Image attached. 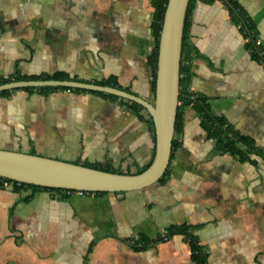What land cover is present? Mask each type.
Instances as JSON below:
<instances>
[{
    "label": "crops",
    "instance_id": "1",
    "mask_svg": "<svg viewBox=\"0 0 264 264\" xmlns=\"http://www.w3.org/2000/svg\"><path fill=\"white\" fill-rule=\"evenodd\" d=\"M235 1L264 51V0ZM191 6L188 88L257 153L240 160L219 152L196 111L178 103L182 126L167 170L148 188L65 197L5 184L0 264H192L179 235L143 250L131 246L182 225L196 227L207 264H264V67L250 58L221 1ZM152 16L150 0H0V78L108 81L152 102ZM7 92L0 95V149L122 174L151 160L149 118L121 98L69 88Z\"/></svg>",
    "mask_w": 264,
    "mask_h": 264
},
{
    "label": "water",
    "instance_id": "2",
    "mask_svg": "<svg viewBox=\"0 0 264 264\" xmlns=\"http://www.w3.org/2000/svg\"><path fill=\"white\" fill-rule=\"evenodd\" d=\"M189 2L167 0L158 37L152 102L110 86L66 80H21L0 85V93L28 88H69L104 93L139 105L150 117L154 137L153 157L144 170L135 174H122L0 149V179L46 189L86 193H128L141 191L157 183L167 170L172 151Z\"/></svg>",
    "mask_w": 264,
    "mask_h": 264
},
{
    "label": "trees",
    "instance_id": "3",
    "mask_svg": "<svg viewBox=\"0 0 264 264\" xmlns=\"http://www.w3.org/2000/svg\"><path fill=\"white\" fill-rule=\"evenodd\" d=\"M150 1H151V6L153 8L151 28L153 30V35H154V46L148 56V64L150 65L151 71H152L151 87L154 93V76H155V65H156L157 48H158V37H159V32H160L161 23H162L163 14H164L167 0H150ZM195 1L196 0H190L188 10H187V16L185 20L184 38H183V44H182L180 73H179L178 103L183 104V105H189L196 111L200 119L201 127L207 134V138L214 139L216 141V149L219 152L223 154H229L232 156H238L240 160L248 159L247 157L248 153H257L252 141L246 139L245 137L235 132L222 118H218L214 116L207 100L204 97L198 96L195 93L191 92L188 88V80L190 78L191 68H192L191 67L192 58L186 48L185 35H186L187 28H188L187 18L192 10L191 5ZM198 1H201L207 4H211L215 1H221L225 5L226 10L233 24L235 26L241 25V29L239 30L241 36L242 37L250 36L253 41L255 38H257L252 20L247 16V14L243 11L242 7L235 0H198ZM245 48L248 51L250 58L264 67V56L261 55L262 49L260 47L254 46L252 42L245 43ZM48 79L61 81V80H65L66 76L63 74H55L53 76H43V77L41 76H38V77L37 76L36 77L17 76L14 78V81L48 80ZM9 81H10L9 79L0 78V85L4 83H8ZM98 85L114 86L113 83H110L108 81L99 82ZM50 89L52 88H40V90H50ZM7 93H8L7 91H4V92H1L0 95L7 94ZM98 94L103 97H111V98L117 99L115 96H112V95H107L104 93H98ZM125 103L132 110L144 111L145 114L148 116L146 111L139 105L132 103V102H126V101ZM148 118H149L148 121H149L150 129L153 134L152 123H151L149 116ZM181 126H182V118H181V114L179 113V106H178L177 113H176L174 134H176L181 129ZM153 141H154V137H153ZM173 147H174V138L172 141V148ZM242 147H244V149ZM152 157H153V153L151 156V160H152ZM262 157L264 158V155H262ZM150 162L145 166V168L150 164ZM80 165L94 168V169H101L98 165H94V164H80ZM145 168L139 170L138 172H141ZM163 178L164 177H162L159 181H161ZM5 184H11L13 187V190L16 192L20 191L21 189H29L32 192H35L38 190H45V191H49L52 193H63L65 197H68L64 193L65 190L40 188V187H36L33 185L18 184L15 182H11L9 180L0 179V189H2ZM85 194L86 195H93V194L96 195V194H104V193H85ZM26 199L27 198H25L24 200ZM195 228L196 227L194 226L182 225V226L170 227L167 229V231H168L169 237L173 235H179L187 243L190 249L189 258L192 264H207L206 254L204 253L202 247L199 245L197 238L193 234V230ZM158 242H161L160 235L153 241H147V240L145 241V239L142 236H140L135 241L132 242L131 246L135 250H143L147 248L149 245H152ZM93 245L94 243L90 244L87 250V253L91 251V248Z\"/></svg>",
    "mask_w": 264,
    "mask_h": 264
},
{
    "label": "built area",
    "instance_id": "4",
    "mask_svg": "<svg viewBox=\"0 0 264 264\" xmlns=\"http://www.w3.org/2000/svg\"><path fill=\"white\" fill-rule=\"evenodd\" d=\"M238 30L241 29V25L237 26ZM244 33V31H243ZM244 43H250L252 42L254 46L256 47H260L261 42L259 40V38H255L254 41L252 40V38L250 36H245L243 37ZM261 55L264 56V51H261ZM261 65V64H260ZM262 66V65H261ZM67 196H70L72 194L77 195V196H84L86 195V192H81V191H69V190H65L64 192ZM161 236V241H167L169 239V234L167 230H164L160 233Z\"/></svg>",
    "mask_w": 264,
    "mask_h": 264
}]
</instances>
